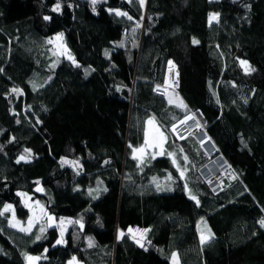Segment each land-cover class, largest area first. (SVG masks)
<instances>
[{
    "label": "trees",
    "instance_id": "obj_1",
    "mask_svg": "<svg viewBox=\"0 0 264 264\" xmlns=\"http://www.w3.org/2000/svg\"><path fill=\"white\" fill-rule=\"evenodd\" d=\"M56 3L0 0V211L9 203L26 219L24 191L80 223L57 245L56 227L37 240L5 212L0 264H26L27 254L37 264H169L173 252L180 264H264V0H59V12ZM57 33L75 64L54 62ZM169 61L186 109L154 92ZM190 113L229 166L217 193L199 173L212 158L173 131ZM150 118L165 148L138 164L132 149ZM183 155L199 205L173 164ZM136 227L148 230L143 247L126 234Z\"/></svg>",
    "mask_w": 264,
    "mask_h": 264
},
{
    "label": "snow or ice",
    "instance_id": "obj_2",
    "mask_svg": "<svg viewBox=\"0 0 264 264\" xmlns=\"http://www.w3.org/2000/svg\"><path fill=\"white\" fill-rule=\"evenodd\" d=\"M98 2V0H91V3L93 5H95L96 3ZM139 3L141 5V7H143L144 3H145V0H139ZM53 11H56V12H59L60 11V3H59V0H57V3L56 5L53 7L52 9ZM95 10V9H94ZM109 11H115V14L117 16H127V13L125 12H121L119 10H112V9H109ZM218 15L219 14H210L209 15V21H214V20H218ZM45 20H48L49 17H44ZM128 19H132V17L128 16ZM56 40H60L62 41L63 40V33H60L58 34V36L55 38ZM49 43H51L52 41H48ZM193 43H198V41H196L195 39H193ZM64 53H67V49L66 47L64 48V52L61 53V54H64ZM68 54V58L70 60L73 61V63L75 64V60L74 58L71 56L70 53H67ZM240 64L241 66L244 68L245 72L248 73V72H251V71H254V69H252L250 66H248L247 64V61H240ZM78 66V65H77ZM169 66H170V70L171 69H174L175 68V65H173L172 61H169ZM166 85H167V81H166ZM35 87V86H34ZM159 88V86H158ZM13 91H16V92H19L20 90L19 89H13ZM178 99V97H177ZM169 104H173L174 103V100L172 98H169L168 100ZM177 107H182V108H187L186 105L183 104V101L181 100L177 105ZM183 122V121H182ZM147 124L148 125H152L154 126V119L153 118H150L148 121H147ZM175 128V125L173 126V129ZM155 133L156 135H153L151 137V139L149 138L150 137V133H149V130L146 129L145 131V141H144V145L141 146L140 148H133V159H136L138 160V164L139 163H144V156L146 154V149L148 148H156V147H160L162 148L163 146V143L165 142V140L167 139L165 134L163 132H161L159 130L158 127L155 128ZM131 147V146H130ZM25 153L26 155H21L19 160L17 161L18 163L20 162V160H25L27 161V159L30 157L31 155V150L29 149H25ZM137 153H139L140 155H137ZM158 154H163V152L161 153H158ZM169 156H173L174 154L173 153H168ZM153 159L155 158V156L152 157ZM185 160H187V157H184ZM173 164L175 165L176 164V161L173 160ZM178 171H179V168H178ZM180 175H181V178L184 177V172L181 171L180 172ZM170 178V177H169ZM185 189L186 191H188V194H189V198L192 199V200H195L197 205H199V201L196 199V197L194 195L191 194L190 190L187 189V185H185ZM39 190V189H38ZM91 194V192H90ZM18 195H21V196H24L26 194L24 193H18ZM95 198V197H93ZM36 207L40 209V212H41V215L42 216H47L48 220L51 221L53 218L51 216H48V214L46 212H44L43 210V206H41L39 204V201L36 202ZM12 209V206L10 204H6L4 206V209L3 211H0V216H3L5 212H8ZM40 217L39 216H34V217H30L29 218V224H28V227H19V230L22 231V232H30L31 231V227H32V224L34 222V220H38ZM19 221H17L15 219V215L13 214V217L12 219L9 220V226L10 227H13V228H16L19 226ZM65 223V221L61 220L60 221V226H61V232H60V239H57L56 240V244H62L64 243V240H63V234H64V229H63V224ZM67 223H80V221H68ZM257 223H259L260 227L261 228H264V218H261L259 221H257ZM81 227H83V225L81 224ZM45 231V228L42 226L40 228V232L41 234ZM148 230H144L143 233H141L140 235V239H136V236L133 235L131 238L136 240V243H138L141 247H143V244L141 243V240L144 238V234H146ZM128 232L129 233H140L141 230L139 229H132V228H129L128 229ZM125 235V233L123 232H120L118 234V237L117 239H120L121 237H123ZM209 235H210V230H209ZM42 236H37L36 239L39 240L41 239ZM206 241V238L203 234H201V243H204ZM55 246V245H53ZM93 246V243L91 241H89V247H92ZM45 252H47V249H45ZM41 257H34V256H28V255H25V260L28 262V264H35L36 261H38ZM76 261V258L73 257L72 258V261H70V264H74V262ZM172 264H179L178 262V257H177V254L175 252L172 253Z\"/></svg>",
    "mask_w": 264,
    "mask_h": 264
},
{
    "label": "rangeland",
    "instance_id": "obj_3",
    "mask_svg": "<svg viewBox=\"0 0 264 264\" xmlns=\"http://www.w3.org/2000/svg\"><path fill=\"white\" fill-rule=\"evenodd\" d=\"M211 14H217V13H211ZM216 20H214V21H209V16H208V22L209 23H213V22H215ZM58 34H60V33H57V34H55L50 40L52 41L51 43H50V45H51V48H52V54L54 55L53 56V60H55L54 62H57V59H60V58H62V59H66V60H69V61H71L72 63H73V61L72 60H70L69 58H68V54L67 53H69L68 52V49H67V47H66V45H65V42H64V40H62V41H60V40H56L55 38L58 36ZM49 40V41H50ZM66 47V49H67V53H64V54H61V53H63L64 52V48ZM168 74H169V77H174L175 76V70H173V69H169V71H168ZM167 74V75H168ZM163 97H169V98H172L173 100H174V104H178L180 101H181V99L179 98V96H177V93H176V91L175 90H170L169 92H168V94L167 95H163ZM175 97V98H174ZM177 97H178V99H177ZM191 116H193V114H188V116L185 118V119H183L184 121L185 120H187L189 117H191ZM149 120V119H148ZM147 120V121H148ZM147 121H146V126H145V131H146V129L147 130H149V133H151V131L153 130V126L152 125H148L147 124ZM177 126V125H176ZM175 126V127H176ZM200 126H202L201 124H200ZM159 130L161 131V132H163L164 133V131L159 127ZM145 131H144V141H145ZM165 134V133H164ZM165 136H166V138H167V135L165 134ZM189 136H191L192 137V135H189ZM197 141V143L200 145V147H201V149L204 151V152H206L205 151V149H204V145L202 144V142L201 141H198V140H196ZM165 142H166V140H165ZM165 142L163 143V146H162V148H160V147H156V148H148V149H146V154H145V156H144V158L145 157H148V156H155V157H157V156H160V155H162V154H158V153H161V152H163L164 151V148H165ZM144 145V144H143ZM142 145V146H143ZM137 155H140L139 153H137ZM185 156L183 155V158H184ZM19 158H20V156L18 157V159L17 160H19ZM188 160V159H187ZM187 160H185L184 159V162L182 163V164H180L178 161L176 162V168H177V173H179L180 174V172L181 171H183L184 172V177H183V179H184V187H185V185H187V189L188 190H190V192H191V194L192 195H194L195 197H196V195L191 191V189L189 188V186H188V182L185 180V170H186V166L184 165L185 164V162L187 163ZM64 162H66V163H68V164H70L71 162L70 161H66V160H64ZM178 168H179V171H178ZM225 171V167H224V169L221 171V173H220V176H222V173ZM199 173H200V170H199ZM201 175V174H200ZM201 177H203V176H201ZM39 189V190H38ZM36 190L38 191V192H41V190H42V188H41V186L40 185H38L37 187H36ZM98 190H100V189H98ZM185 192H186V194L188 195V197H189V194H188V191H186V189H185ZM18 193H24V194H26V195H24V196H21V195H19V197H20V200H21V202H22V204L24 205V207L28 210V217L26 218V219H20L17 215H16V213H15V211H14V208H13V206H12V209L10 210V211H8V213H9V216H8V225H9V220L10 219H12V217H13V214L15 215V219L17 220V221H19L20 223H19V226L18 227H16V228H13V227H11V228H13V229H15V230H18V231H20L19 230V227H28V224H29V218L30 217H34V216H39L40 218L38 219V220H34V222H33V224H32V227H31V231L30 232H27V233H31V232H37V236L39 235V236H41L45 231H46V228H50V227H56L57 228V230H58V238L57 239H60V232H61V226H60V221L61 220H63V221H65V223L63 224V229H64V234H63V240H64V237H65V233H66V230L68 229V227L72 224V223H67L68 221H72L70 218H60V219H56L53 215H51V214H49L46 210H45V208L43 207V210H44V212H46L47 214H48V216H51L53 219L51 220V221H49L48 220V218H47V216H42L41 215V212H40V209L39 208H37L36 207V202L37 201H39V200H37V199H32L31 198V196H30V194L29 193H27V192H24V191H19ZM6 204H9V203H6ZM5 204V205H6ZM39 204L41 205V206H43L42 204H41V202L39 201ZM4 205V206H5ZM3 209H4V207H3ZM44 227L45 228V231L41 234V232H40V228L41 227ZM10 227V226H9ZM204 227L207 229V226H206V224L205 223H202V224H200L199 225V233H200V235H199V237L201 238V234H203L202 233V229H204ZM135 229H139V230H141V232L140 233H129L128 232V230L126 231L129 235H130V237H132L133 235H135L136 236V239H140V235H141V233H143L144 232V230H147V229H145V228H138V227H136ZM134 229V230H135ZM22 232V231H21ZM121 232V231H120ZM119 232V233H120ZM26 233V232H25ZM144 238H145V234H144ZM143 238V239H144ZM143 239L141 240V243L143 242ZM132 240H134V239H132ZM135 242H136V240H134ZM55 244H56V242H55ZM138 244V243H137ZM176 253V252H175ZM177 254V253H176ZM28 256H34V257H36V256H38V257H41L39 254H27ZM177 257H178V254H177ZM40 260V259H39ZM38 260V261H39ZM38 261H36L35 262V264H37L38 263ZM178 262H179V258H178ZM76 263H78V264H82L81 262H78V260L76 259ZM26 264H28V262L26 261ZM169 264H172V255H171V257H170V263ZM179 264H180V262H179Z\"/></svg>",
    "mask_w": 264,
    "mask_h": 264
},
{
    "label": "bare ground",
    "instance_id": "obj_4",
    "mask_svg": "<svg viewBox=\"0 0 264 264\" xmlns=\"http://www.w3.org/2000/svg\"><path fill=\"white\" fill-rule=\"evenodd\" d=\"M168 74V72H167ZM166 74V75H167ZM178 77V75H177ZM178 87H179V79H178ZM160 88V87H159ZM157 88V89H159ZM178 89V88H177ZM177 89H175V91H177ZM170 91V89L167 90V93L166 95L168 94V92ZM190 119H194L193 122L189 123L188 125H184L182 126V124H184L185 122L189 121ZM183 121V122H182ZM181 122H179L177 124V126L173 129L174 133L178 136V138H184V137H187L189 135H192V137L195 139V140H198V141H202L203 138H204V135H199V136H196L195 132H194V127H195V124H198L200 126V123L198 122L197 118L193 115L191 117H189L187 120H182ZM205 134V136L209 139L208 135L206 134V131L205 129L203 128V126H200ZM153 131V130H152ZM197 137H195L194 135ZM210 140V139H209ZM211 141V140H210ZM212 142V141H211ZM213 144V142H212ZM215 145L213 144L212 146L210 144H205L204 146V149H205V154L208 156V157H211L212 159L207 163L205 164L201 169H200V174L201 176H203L202 178H204L206 181H208V185L209 183L211 182L212 180V183H211V188L210 191L212 193H217L221 190V181L223 179V176L225 174V171L222 173V176L218 177L219 173H221V171L223 170V167H224V163H226L225 161H223L224 159L223 158H218V157H215L214 156V151H215ZM215 157V158H214ZM229 168V166L227 167V169ZM209 187V186H208ZM129 229V228H128ZM127 229V230H128ZM132 229H135V228H132ZM126 230V231H127ZM126 234H128L126 232ZM129 235V234H128Z\"/></svg>",
    "mask_w": 264,
    "mask_h": 264
},
{
    "label": "built area",
    "instance_id": "obj_5",
    "mask_svg": "<svg viewBox=\"0 0 264 264\" xmlns=\"http://www.w3.org/2000/svg\"><path fill=\"white\" fill-rule=\"evenodd\" d=\"M166 81H167V85H166ZM178 88V77H177V74L175 72V76L172 78V77H169V74L165 76V79H164V82H163V85L159 88V89H155L154 92L158 95H166L167 93V90L170 89V90H175ZM194 119H190L189 121L185 122L184 124H182V126L184 125H188L189 123L193 122ZM194 132L196 133L195 135L196 136H199V135H204V138L203 140L201 141L202 144L205 146V144H210L211 146L213 145L212 142L205 136L202 128L198 125V124H195V127H194ZM194 135V134H193ZM194 135V136H195ZM195 136V137H196ZM197 138V137H196ZM214 148V147H213ZM215 149V148H214ZM217 150L215 149L214 151V155L216 154ZM215 157H218V158H222L220 155H216ZM214 157V158H215ZM224 161V160H223ZM224 167L225 169H227L228 165L226 163H224ZM223 167V169H224ZM201 172V171H200ZM218 177H220V173L218 175ZM211 183H212V180L211 182L209 183V188H211Z\"/></svg>",
    "mask_w": 264,
    "mask_h": 264
},
{
    "label": "crops",
    "instance_id": "obj_6",
    "mask_svg": "<svg viewBox=\"0 0 264 264\" xmlns=\"http://www.w3.org/2000/svg\"><path fill=\"white\" fill-rule=\"evenodd\" d=\"M203 235L205 236V238H206V241L208 240V238H209V236L206 234V232H205V230H204V233H203ZM200 240H201V238H200ZM70 261H72V259L70 260ZM70 261H68V264H70ZM78 262H80V261H78ZM82 263V262H81ZM74 264H78V263H76V261L74 262Z\"/></svg>",
    "mask_w": 264,
    "mask_h": 264
},
{
    "label": "water",
    "instance_id": "obj_7",
    "mask_svg": "<svg viewBox=\"0 0 264 264\" xmlns=\"http://www.w3.org/2000/svg\"><path fill=\"white\" fill-rule=\"evenodd\" d=\"M169 66V65H168ZM170 67V66H169ZM153 135H156V133H155V129L153 130V131H151V133H150V139H151V137L153 136Z\"/></svg>",
    "mask_w": 264,
    "mask_h": 264
}]
</instances>
